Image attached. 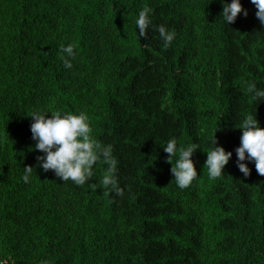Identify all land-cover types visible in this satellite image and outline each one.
Instances as JSON below:
<instances>
[{"label":"trees","instance_id":"16d2710c","mask_svg":"<svg viewBox=\"0 0 264 264\" xmlns=\"http://www.w3.org/2000/svg\"><path fill=\"white\" fill-rule=\"evenodd\" d=\"M241 4L248 15L228 26L221 0H0V264H264V176L244 161L245 177L236 155L246 115L264 127V103L246 94L264 88V26ZM160 25L176 32L167 49ZM37 111L86 113L123 196L100 185L102 163L83 186L40 168ZM172 138L199 147L184 190L162 148ZM215 139L233 155L209 180Z\"/></svg>","mask_w":264,"mask_h":264},{"label":"clouds","instance_id":"9594fccd","mask_svg":"<svg viewBox=\"0 0 264 264\" xmlns=\"http://www.w3.org/2000/svg\"><path fill=\"white\" fill-rule=\"evenodd\" d=\"M221 3L223 4L221 19L228 26L233 24L241 13L245 17L248 15L241 0H232L231 3L221 0ZM251 3L258 10L256 17L264 26V0H251ZM151 13L152 10L148 7L138 12L135 25L141 37H146V32L152 24ZM158 32L164 48L167 49L172 45L176 32L166 29L163 25L158 27ZM60 51L64 68L71 69L72 61L77 55L74 46L71 43L67 46L61 45ZM246 94L250 95L253 101L264 103V88L257 87L256 83L247 84ZM31 118L34 121L31 124L32 139L36 141L34 150L44 153L37 158L40 168L45 172L53 171L64 182L72 181L76 186H83L92 179L95 166L102 163L107 167L100 185L117 196H123L124 190L118 182V161L114 156L113 146L104 145L92 136V128L86 113L56 111L51 113L49 118V113L37 111ZM239 129L242 130L241 145L236 149L239 171L245 177L249 176L251 169L244 163L249 161L254 162L258 174L264 176V127L260 126L256 115L248 114L239 125ZM213 143L214 148L206 152L205 168L209 180H216L224 175V169L233 155L223 147H218L216 139ZM162 148L168 154L167 162L172 165L171 171L176 186L181 190L190 187L199 176L192 159L199 148L198 144L178 146L177 140L172 138ZM33 170L30 166L24 168L22 180L25 184L30 182ZM41 264L47 262L42 261Z\"/></svg>","mask_w":264,"mask_h":264}]
</instances>
